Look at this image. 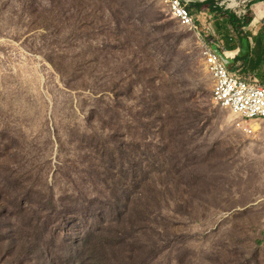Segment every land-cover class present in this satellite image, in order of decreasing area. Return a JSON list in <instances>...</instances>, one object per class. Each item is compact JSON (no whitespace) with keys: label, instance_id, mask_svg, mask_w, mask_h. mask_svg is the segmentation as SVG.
<instances>
[{"label":"rangeland","instance_id":"rangeland-1","mask_svg":"<svg viewBox=\"0 0 264 264\" xmlns=\"http://www.w3.org/2000/svg\"><path fill=\"white\" fill-rule=\"evenodd\" d=\"M60 2L0 0V264H83L92 236L100 264H264V125L214 102L205 30Z\"/></svg>","mask_w":264,"mask_h":264},{"label":"crops","instance_id":"crops-1","mask_svg":"<svg viewBox=\"0 0 264 264\" xmlns=\"http://www.w3.org/2000/svg\"><path fill=\"white\" fill-rule=\"evenodd\" d=\"M198 3L192 14L198 31L205 30V45L213 50L216 47L238 77L264 86V0H243L246 6L235 0L226 4ZM246 7L250 13L244 15Z\"/></svg>","mask_w":264,"mask_h":264},{"label":"built area","instance_id":"built-area-1","mask_svg":"<svg viewBox=\"0 0 264 264\" xmlns=\"http://www.w3.org/2000/svg\"><path fill=\"white\" fill-rule=\"evenodd\" d=\"M173 17L185 28L198 32L195 17L184 0H165ZM206 65L215 80L213 99L250 123L251 132L264 125V86L233 75L214 50L205 45ZM254 123V124H253Z\"/></svg>","mask_w":264,"mask_h":264},{"label":"trees","instance_id":"trees-1","mask_svg":"<svg viewBox=\"0 0 264 264\" xmlns=\"http://www.w3.org/2000/svg\"><path fill=\"white\" fill-rule=\"evenodd\" d=\"M51 1H52V4L61 3L60 2L61 0H51ZM35 13L36 14L38 13V9L35 11ZM46 13L47 12L45 10H41L40 15L42 16V19L37 23V25H39L40 27L41 26L47 27L48 24L52 22L51 18H53L54 16H52L50 18V17H48L46 15ZM247 13H250V8L249 7H246V9L244 10V15L247 14ZM241 20H243V17L241 18ZM248 22L249 21L247 20L246 24ZM115 95H120L121 96V95H124V94H122L121 92L115 91ZM116 237L120 238L119 234H116ZM95 238L96 237H94V236H92V240L86 238V243L89 244L90 241H93V239H95ZM104 238L108 239L107 237H104ZM123 242L124 241H120V242H117V244L123 243ZM88 244H87V248L85 249L87 258L85 259L86 262L83 263V264H87V263L92 264L93 262L96 263V264H100V262L101 263H105V262H108L110 260V257H108V254L106 252H104L103 250H102V253L104 254V256L102 258L98 257V255L96 254V251H94L93 249H90L91 247ZM93 247H94V245H93Z\"/></svg>","mask_w":264,"mask_h":264},{"label":"water","instance_id":"water-1","mask_svg":"<svg viewBox=\"0 0 264 264\" xmlns=\"http://www.w3.org/2000/svg\"><path fill=\"white\" fill-rule=\"evenodd\" d=\"M188 3H198V2H207V3H217V4H226L234 0H184ZM214 52L223 60L228 68H230L229 60L216 48L214 47Z\"/></svg>","mask_w":264,"mask_h":264}]
</instances>
